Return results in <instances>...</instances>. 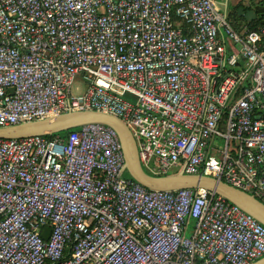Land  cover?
<instances>
[{
  "label": "built area",
  "instance_id": "built-area-1",
  "mask_svg": "<svg viewBox=\"0 0 264 264\" xmlns=\"http://www.w3.org/2000/svg\"><path fill=\"white\" fill-rule=\"evenodd\" d=\"M227 14L216 0H0V125L109 113L146 172L208 175L264 204V22L237 30ZM122 163L101 122L0 137V264L264 255V225L237 204L201 186L147 188Z\"/></svg>",
  "mask_w": 264,
  "mask_h": 264
},
{
  "label": "water",
  "instance_id": "water-1",
  "mask_svg": "<svg viewBox=\"0 0 264 264\" xmlns=\"http://www.w3.org/2000/svg\"><path fill=\"white\" fill-rule=\"evenodd\" d=\"M237 14L249 21L256 17L253 9L238 6ZM264 22V18L260 19ZM101 122L110 126L116 133L123 155L121 172H126L133 180L147 188L172 189L178 187L201 186L220 194L229 201L237 204L264 225V204L250 193L242 191L230 184L200 173H185L178 171L164 175H153L146 172L136 156L135 144L130 129L117 116L97 110L67 111L41 119L24 121L10 125H0V137H18L29 134H50L85 122ZM48 229L41 232L46 237ZM249 264H264V255Z\"/></svg>",
  "mask_w": 264,
  "mask_h": 264
},
{
  "label": "trees",
  "instance_id": "trees-1",
  "mask_svg": "<svg viewBox=\"0 0 264 264\" xmlns=\"http://www.w3.org/2000/svg\"><path fill=\"white\" fill-rule=\"evenodd\" d=\"M263 0H258V3L259 6L256 7L255 9V12L257 14V17L254 18L253 20H250V21H246L244 20L240 15H238L235 11V7L239 5L236 4L234 6V8L228 12V18H229V21L230 23L232 24V26L239 30L241 28H255L258 24H259V21H258V18L261 17L260 15L264 16V2L262 3ZM77 126H73V127H70V128H67V129H64V130H60V131H57V132H53V133H50V134H44L46 136H49V135H53V134H59V135H64L66 132H68L69 130L73 129V128H76ZM124 175L130 177L125 171L123 172ZM131 178V177H130ZM132 179V178H131Z\"/></svg>",
  "mask_w": 264,
  "mask_h": 264
},
{
  "label": "crops",
  "instance_id": "crops-1",
  "mask_svg": "<svg viewBox=\"0 0 264 264\" xmlns=\"http://www.w3.org/2000/svg\"><path fill=\"white\" fill-rule=\"evenodd\" d=\"M216 1H221V2H224L225 5H226V10H227V13L229 11H231L234 6L236 4L239 3L238 6H241L243 7V9H247V8H250V9H253L255 11L256 7L259 6L258 3V0H216ZM264 2V0L262 1V3ZM236 6L234 9L236 11V8L238 7ZM237 13V12H236ZM256 13V12H255ZM239 15V14H238ZM241 16V15H240ZM261 17L258 18V21L260 22V19L264 18V16L260 15ZM242 17V16H241ZM256 17H257V14H256ZM255 17V18H256ZM243 18V17H242ZM244 19V18H243ZM245 20V19H244ZM253 20V19H252ZM247 21V20H246ZM250 21V20H249Z\"/></svg>",
  "mask_w": 264,
  "mask_h": 264
},
{
  "label": "rangeland",
  "instance_id": "rangeland-1",
  "mask_svg": "<svg viewBox=\"0 0 264 264\" xmlns=\"http://www.w3.org/2000/svg\"><path fill=\"white\" fill-rule=\"evenodd\" d=\"M81 81L80 82V84H79V82L78 81ZM77 86H79V87H83L84 86V84L82 83V80L80 79V73H77L76 75H75V78H74V80H73V83L71 84V89L74 91H76V88L75 87H77Z\"/></svg>",
  "mask_w": 264,
  "mask_h": 264
}]
</instances>
